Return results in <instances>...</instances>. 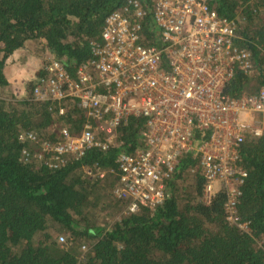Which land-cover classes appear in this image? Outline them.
<instances>
[{"label": "trees", "instance_id": "1", "mask_svg": "<svg viewBox=\"0 0 264 264\" xmlns=\"http://www.w3.org/2000/svg\"><path fill=\"white\" fill-rule=\"evenodd\" d=\"M127 1L0 0V91L10 85L11 60L31 46L74 74L92 58L91 42L99 41L106 16ZM212 8L235 20L236 41L251 52L256 67L250 76L237 70L227 96L256 93L264 83V0H214ZM155 32L146 17V46L160 44ZM39 75L40 69L26 83V94L0 98V264H264V136L248 137L240 148L247 177L237 209L249 232L226 220L222 191L204 201V180L191 153L176 166L169 198L153 209L124 214L125 201L112 193L116 158L142 147L145 119L130 117L121 125L117 145L89 148L79 159L50 168L35 156L39 145L18 135L33 132L39 142L52 141L62 126L77 135L86 114L73 100H35ZM205 136L198 132L194 141ZM23 148L30 152L27 160ZM89 168L105 170L106 176L92 180L84 174ZM61 232L73 238L70 245L58 243Z\"/></svg>", "mask_w": 264, "mask_h": 264}, {"label": "built area", "instance_id": "2", "mask_svg": "<svg viewBox=\"0 0 264 264\" xmlns=\"http://www.w3.org/2000/svg\"><path fill=\"white\" fill-rule=\"evenodd\" d=\"M214 0H128L109 13L92 58L70 74L63 62L49 58L40 68L33 98L41 102L76 101L86 114L80 133L60 127L58 138L39 142L33 132L19 140L39 145L35 155L50 168L79 159L89 148L117 145V130L130 117H143V145L116 158L113 195L125 201L124 214L150 209L171 195L170 182L180 158L191 153L204 180L203 199L222 191L226 220L243 232L237 204L247 171L240 148L248 137L264 136V83L254 94L237 98L225 89L237 70L255 71L251 52L236 39L237 24L212 8ZM150 17L159 45L146 46L142 25ZM61 106L59 113L64 114ZM198 132L206 133L201 142ZM30 152L22 149L27 160ZM106 171L85 170L92 180ZM62 246L71 238L60 235ZM81 253L87 251L80 246Z\"/></svg>", "mask_w": 264, "mask_h": 264}, {"label": "rangeland", "instance_id": "3", "mask_svg": "<svg viewBox=\"0 0 264 264\" xmlns=\"http://www.w3.org/2000/svg\"><path fill=\"white\" fill-rule=\"evenodd\" d=\"M26 51L25 54H22V52L19 54L18 52L11 60L9 67H7L8 77L12 82H18L19 89H17L16 85H9L7 88L0 91V98L9 100L12 94L15 96L26 94V83L30 78L35 79V75L40 69V66L42 67L50 58V56L44 55L38 46H31L27 48ZM61 234L69 236L68 232H61L59 235Z\"/></svg>", "mask_w": 264, "mask_h": 264}, {"label": "crops", "instance_id": "4", "mask_svg": "<svg viewBox=\"0 0 264 264\" xmlns=\"http://www.w3.org/2000/svg\"><path fill=\"white\" fill-rule=\"evenodd\" d=\"M40 68H41V66H40ZM6 74H7V69H6ZM7 77H8V74H7ZM32 79H34V78H30L29 81L32 80ZM8 80H9L10 86L11 85L12 86L16 85L17 86V89H19L18 82H12V80L9 77H8Z\"/></svg>", "mask_w": 264, "mask_h": 264}]
</instances>
